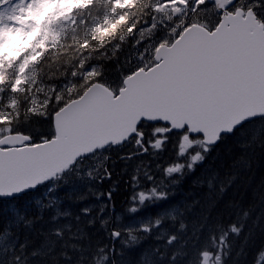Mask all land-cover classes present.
I'll return each mask as SVG.
<instances>
[{
    "label": "trees",
    "instance_id": "obj_1",
    "mask_svg": "<svg viewBox=\"0 0 264 264\" xmlns=\"http://www.w3.org/2000/svg\"><path fill=\"white\" fill-rule=\"evenodd\" d=\"M156 1L161 0H71L53 3L42 17L33 18L36 28L27 39L34 35L39 38L32 42L31 75L26 81H19L21 89L16 92L10 84L15 80L17 62L2 63L4 54L13 58L15 52L0 49V98L5 100L13 93L16 101L7 113L9 120L4 113L0 129L9 125V133H24L31 144L41 142L48 136L43 131L51 122V111L54 113L81 96L94 82L121 81L124 60L120 55L126 60L133 58L131 34L149 23ZM246 1L248 9L264 24V0ZM65 9L72 14L69 20L65 22L55 15L53 22H49L50 35H41L43 21L49 20L55 11L62 16ZM192 17L196 18L192 24L205 22L197 14ZM63 83L67 86L61 90ZM59 93L60 103L54 109ZM34 95H39V106L47 111V118L32 115L28 109ZM37 124H41L42 130L35 129ZM1 134L3 137L8 133ZM206 155L183 182L185 187L189 183L194 185L193 189L186 187L184 202L189 206L195 193L207 191L205 219H200V205L193 203V207H187L180 203L190 210L186 213L188 219L165 226L170 239L164 240L159 249L170 264H189L202 249L219 251L221 264H264V117L244 122L232 133L222 135L218 144L208 146ZM99 178L98 172L94 181L84 187L87 190L83 194L69 193L55 179L50 185L59 188L55 193L42 185L11 199L0 198V243L4 242L0 247V264H95L92 259L100 254L108 257L107 264H119L124 251L115 243L123 234L110 220L101 226L99 211L90 208L89 201L101 195L108 211L125 209V213L130 202L124 208V183L120 192H109L116 188L110 186L111 179ZM55 199L61 202L59 214L53 211ZM113 230L119 234L118 239L113 237ZM145 238L139 236L137 244L128 246L151 240L149 236ZM86 247L88 251H84ZM100 248L102 253L98 252Z\"/></svg>",
    "mask_w": 264,
    "mask_h": 264
},
{
    "label": "water",
    "instance_id": "obj_2",
    "mask_svg": "<svg viewBox=\"0 0 264 264\" xmlns=\"http://www.w3.org/2000/svg\"><path fill=\"white\" fill-rule=\"evenodd\" d=\"M216 11L236 0H209ZM223 13L211 31L188 26L157 50V64L139 69L115 94L94 82L53 114L55 136L30 146V137L0 138V198L11 199L49 182L79 157L135 133L141 120L187 127L215 144L220 136L264 117V24L252 9ZM140 77V78H139ZM115 239L117 231H112Z\"/></svg>",
    "mask_w": 264,
    "mask_h": 264
},
{
    "label": "rangeland",
    "instance_id": "obj_3",
    "mask_svg": "<svg viewBox=\"0 0 264 264\" xmlns=\"http://www.w3.org/2000/svg\"><path fill=\"white\" fill-rule=\"evenodd\" d=\"M65 1L71 0H0V49L5 48L11 52H15L13 58L6 57L4 54L2 63L8 64L17 62L16 73L14 75L15 80L10 84L15 92L21 89V83L19 81H26L31 75L30 59L33 55L31 50L32 42L34 39L39 38L34 35L33 39H27L36 28V21L33 18L42 17L43 12L49 8L51 4L55 3L58 5ZM235 4V8L231 13H235L237 8L246 7V9H248L249 5L246 0H236ZM59 7L62 6L59 5ZM152 11L153 14L149 23L138 28L131 34V45L134 44L133 58L126 60L120 55L122 62L124 60L121 81L110 82V84L102 82L105 86L109 85V87L117 89L121 86V89L123 87V81L128 77V74L143 66L148 67L151 64L153 65V63L156 62L155 56L160 46L172 45V42L181 35L182 31L196 20V18L192 17L193 14H197L200 18L205 20L204 24H196H200L209 29L215 28V25L223 13H228L224 10L217 12L215 2L209 0H161L152 4ZM67 13L70 12L67 10L65 14L59 16L58 14L60 13L55 11L52 16L49 17V20L43 21V25L40 29L41 35L44 33L50 35L51 25H49V22H53L55 15L67 21L69 18L66 15ZM19 51H21V53L23 52V55L19 54ZM127 55L128 52H126V57ZM157 62H159V60ZM65 86H67V83L61 84L59 88L64 90ZM61 96V93H59L55 97L53 103L54 109L60 103ZM38 98L39 95L30 97L28 109H30L32 115H42L43 118H47V111L39 106L41 102ZM0 102V114L3 113L2 117H0V121H4V113H6V118L9 120L10 117L7 113L10 112L11 108L16 106L13 93H10L5 100L0 98ZM52 115L53 112L51 111V116ZM52 117L51 122L43 131L48 133L46 139L55 136ZM6 118L5 120H7ZM255 128H257V126L251 129L254 130ZM35 129L42 130L41 124H37ZM171 130L173 132L168 133L163 129L157 128L154 129L149 136L147 145L150 146L151 149L161 148L158 152L152 154L154 157H152V155L145 157L143 155H138L132 160H128L127 162L124 161L126 164L125 166L122 163L123 170L127 169L129 172H132L128 173L124 178L132 177L134 179L133 182L130 181L126 183L127 187L130 188L129 191L126 192V195L131 198L127 213H125V209L122 212L108 211L103 204L101 195H96L89 201L90 208L95 207L96 210L99 211L98 217L101 226H103L104 223H108L110 220L115 229H117L120 234H123L118 239V242L115 243L116 247H123L124 251V256L119 261V264H170V260H167L159 249L165 244H163L164 240L170 239L169 232L164 229L162 223H159V219L147 217L146 213L149 214L148 208L150 207L147 201L148 199L156 201L164 200L169 188L168 185L165 184L172 179L175 181V178H172V176L181 170H185L187 167H189V171L191 172L195 166L205 160L203 155L204 146L218 144L222 137L220 136V140L215 144H206L203 142L205 138L200 137L201 134H192L188 131V128H186V130ZM8 131L9 125H4L3 128L0 129V134H9ZM2 135L4 134H1L0 137ZM21 135H24V133H21ZM41 139H45V137H41ZM26 145L30 146L32 144L25 142L24 146ZM137 150L140 151L139 153L146 151L142 147ZM106 155H109V153L105 152L100 155H94L89 159H85L83 163H78L76 166H72L75 162L71 163L69 167L65 168L62 174H60V177L57 178L58 182H61V186L68 189L69 193H85L87 189L84 187H86L89 182L94 181L96 174L100 171L98 165L100 166V162H102L103 159L105 160ZM99 156H103V159L98 160ZM78 159L81 158H77L76 160ZM112 168L114 170L118 169L113 165ZM142 178L149 180L151 184L141 182L132 187V183L135 185ZM52 182L44 187L45 189L49 188L50 192L55 193L59 188L57 186H50ZM153 184L157 187L154 188L152 186ZM150 187H153L151 192ZM186 187L193 189L194 185L189 183ZM46 196L50 198L49 194H46ZM60 203L61 202L57 203L56 199L53 203V211H55L56 214L60 213ZM193 203L201 206L202 214L200 219H205L204 213H207L208 210L207 191L195 193L194 200L190 202L191 207L194 206ZM171 213L172 212H170V214ZM150 216L153 217V215ZM126 217L129 218L126 220ZM144 233V236L146 238L149 236L151 240L137 246H128L129 243L137 244L138 235H143ZM72 237H74V235H72ZM110 237L114 242V238L112 236ZM3 244L4 242L2 241L0 247ZM88 250V247L84 248V251ZM98 252L102 253L103 248H100ZM119 257L120 256L116 259L117 262ZM93 260L95 264H107L108 257L100 254L93 258L92 261ZM190 261L192 262L189 264H221L222 257L219 251L202 249V251Z\"/></svg>",
    "mask_w": 264,
    "mask_h": 264
},
{
    "label": "flooded vegetation",
    "instance_id": "obj_4",
    "mask_svg": "<svg viewBox=\"0 0 264 264\" xmlns=\"http://www.w3.org/2000/svg\"><path fill=\"white\" fill-rule=\"evenodd\" d=\"M236 5V4H235ZM235 5H232L230 7H227L225 9L226 12L233 11L235 8ZM237 8V7H236ZM244 9V8H243ZM245 10V9H244ZM247 10V9H246ZM209 28L208 30H210ZM121 87V86H120ZM119 87V88H120ZM118 88V89H119ZM117 90H113L114 92H117ZM163 129L166 132H173L168 124L157 121V122H150V121H141L136 126V133L132 136H130L126 141L119 145H108L107 147L103 149H99L95 151L92 154L87 155L86 157H83L82 159H79L78 162L83 163L85 159H89L93 157L94 155L101 154L108 152L109 155H106L105 160L103 159V156H99V159H103L102 166L100 168V178H105L106 181L111 179L110 186L116 187L115 189L109 190V192H120V189L124 183V192L129 191V187H127L126 183L130 181H134L132 177L124 178V176H127L129 172L127 169H122V163L124 166L126 165L124 161L132 160L136 158L138 155L149 156L153 153L158 152L161 148L158 149H151L150 146L147 145V140L149 136L152 134L154 129ZM184 130V129H183ZM186 130V129H185ZM144 148L146 151L139 153L140 151L137 150L138 148ZM208 150V146H204L203 155L205 156ZM207 156V155H206ZM205 156V157H206ZM152 157H154L152 155ZM77 162V163H78ZM113 166H116L118 169L114 170L112 168ZM201 165V164H200ZM197 169V167L193 171H189V167L185 168V170H181L178 173L174 174L172 178H175V181L173 179L169 182H167L165 185H168V191L166 193V197L164 200L156 201L148 199V203L150 204V207L148 208L149 214L146 213L148 218L152 219H159V223L163 224L164 226H167L168 223L171 222H181L183 220H187L188 216H186V213L189 212L188 210H185V206H181L180 203L186 204L187 207H190L187 203L184 202L187 198L186 193V187L183 185V182L190 176L192 173ZM138 170V169H136ZM150 183L149 180L142 178L140 179L135 185L132 183V187L136 186L138 183ZM48 184V183H47ZM151 184V183H150ZM46 185V184H44ZM43 185V186H44ZM154 188L157 187L156 185H152ZM153 187H150V192L152 191ZM127 197L124 206H126V203L131 202V198L126 195ZM170 212H172L170 214ZM150 215H153L151 217ZM129 217H126V220ZM165 229V228H164ZM166 230V229H165ZM145 233L143 235H139L142 238L144 237Z\"/></svg>",
    "mask_w": 264,
    "mask_h": 264
},
{
    "label": "bare ground",
    "instance_id": "obj_5",
    "mask_svg": "<svg viewBox=\"0 0 264 264\" xmlns=\"http://www.w3.org/2000/svg\"><path fill=\"white\" fill-rule=\"evenodd\" d=\"M164 228H165V226H164ZM166 229V228H165ZM138 237H139V235H138ZM143 239V238H142ZM153 244V243H152ZM105 246V245H104ZM153 246V245H152ZM18 261V260H17Z\"/></svg>",
    "mask_w": 264,
    "mask_h": 264
}]
</instances>
